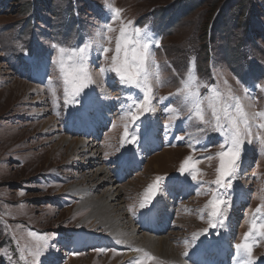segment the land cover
Instances as JSON below:
<instances>
[{"label":"rangeland","instance_id":"obj_1","mask_svg":"<svg viewBox=\"0 0 264 264\" xmlns=\"http://www.w3.org/2000/svg\"><path fill=\"white\" fill-rule=\"evenodd\" d=\"M52 1L46 7L48 0H4L9 7L0 9V264H33L30 253L34 241L30 232L44 236L49 245L36 264H135L143 252L133 251L136 247L124 240V244L115 242L109 236L112 231L105 227H92L94 220L89 217L98 216L94 203L87 197L74 199L73 187L78 184L83 195L88 192L96 199L119 187L123 212L129 223L138 227V221L144 218L140 208L143 194L157 177L167 178L160 182L164 196L173 193L174 201L163 199L168 200V207L175 205V212L170 216V228L162 232L172 247L173 260L150 252L158 258L150 264H183L185 260L191 264H241V255L234 245L242 242L256 208L264 204V153L255 142L245 144L239 171L226 194L231 207L224 226L211 229L205 205L213 195L209 188L215 185L205 183L200 187L190 177L185 180L179 168L190 155L194 161L212 156L198 165V180H215L219 165L215 154L220 151L223 137L215 131H201V125L188 120L187 112L173 118L174 113L170 115L165 107H179V99L171 94L176 93L194 61L201 96L215 86L225 95L230 90L247 111H264V39H260L264 35V0H183L167 11L173 0H77L78 17L89 40L96 39L98 28L110 15L108 3L123 9L121 18L125 23L130 20L133 27L146 28L159 39L160 46L153 51L162 82L153 85L155 112L144 117L148 131L154 127L158 132L159 146L145 142V124L139 121L135 144L124 139L125 126L131 132L133 125L123 107L130 103V97H139L140 91L123 87L114 73L101 74L99 66L107 65L98 59L95 49L89 58L95 84L85 91L95 89V120L103 129V137L97 143L80 131L75 133L79 126L73 120L75 108L71 97L65 103L55 67L49 62L47 73L53 81L49 85L45 71L35 74L28 63L23 64L21 58L28 51L54 58L57 53L52 45L76 48L85 42L68 38L74 33L67 37L68 2ZM89 3L107 8L109 15L104 22L85 10ZM151 12L155 13L146 26L133 23ZM119 26L117 20L113 24L116 31L109 33L113 38L109 47L115 46ZM26 71L29 77L35 75L32 80L23 79ZM51 89L56 93L55 103ZM77 99L83 105V94ZM204 107L206 118H210L207 101ZM104 114H108L109 124L100 122ZM67 137L72 142L85 141L83 148L97 145L100 163L94 164L89 157L93 151H86V155L68 152L66 146L72 142L62 144ZM144 144L155 148L146 150ZM138 150L143 159H139L140 166L133 167ZM122 161L131 167L119 166ZM99 168L108 169L113 178L110 183L95 181ZM239 198H244L241 206L236 205ZM161 216L168 214L165 211ZM138 228V238L149 235L148 227ZM223 238L229 239L230 249L221 256L218 244ZM254 243L255 264H264V238H257ZM126 253L131 254L129 260Z\"/></svg>","mask_w":264,"mask_h":264},{"label":"snow or ice","instance_id":"obj_2","mask_svg":"<svg viewBox=\"0 0 264 264\" xmlns=\"http://www.w3.org/2000/svg\"><path fill=\"white\" fill-rule=\"evenodd\" d=\"M107 8L110 15L98 28L95 40H89L76 48L52 45L57 53L54 58L46 59L37 54L29 59L33 71L37 73L41 70L45 71L49 85L53 83L51 75L47 73L49 62L51 66L55 67L59 82L63 85L65 103H68L69 97L72 99V106L75 108V112L72 114L73 120L88 124L98 116L96 100L93 99L95 89H92L91 92L85 91L95 84L89 67L91 50L95 49L98 59L107 65L99 66L101 74L114 73L123 87L135 88L140 91L139 97H130V103L123 107L124 114L130 117L133 125L131 132L125 126L124 139L135 144L139 138L135 133L140 127L137 121L145 124L143 138L147 140L150 137L144 117L155 112L153 85L162 82L160 65L153 51L154 47L160 46V41L149 34L146 28L133 27L130 20L125 23L121 18L123 9L116 8L111 3L107 4ZM117 20L120 21L119 35L116 37L113 48L108 46L113 39L109 33L116 31L113 24ZM109 53L112 55L109 56ZM197 80L193 61L186 76L181 79L180 87L177 88L176 93L171 94L179 99V107L170 108L166 106L165 111L170 115L174 113L173 118L175 119L187 112L188 120L201 125V131L206 129L215 131L223 137V141L219 145L220 151L215 154L219 159L215 180L211 182L198 180V175L201 172L198 165L202 159H213L212 156L194 161L190 155L185 158L179 168V173L185 180L190 177L191 181H196L200 187H203L205 183L215 185L214 188H209L213 195L205 208L209 209L207 214L211 218L209 221L210 228L216 229L218 226H224L227 211L231 207V201L226 194L232 188L233 181L239 171L245 144L255 142L259 145L260 151L264 153V111H247L239 103V100L232 96L230 90L225 95L215 86L209 87L208 93L201 96L199 91L201 85L197 83ZM237 82L239 83V81ZM51 90L55 103L56 93L54 89ZM81 94H83V105H81V100L77 99L81 97ZM205 101H207V108L210 110V118H206ZM164 179L167 178L157 177L156 182L149 185L143 194L140 208L143 210L142 215L146 218H150L159 209L165 191L160 186V182ZM262 209H264V204L256 208L253 219L249 222V230L244 234L242 242L234 245L237 253L241 255V264H255L253 252L257 245L254 241L257 238H264V211ZM201 219H203V215ZM207 231L208 229H205V233ZM29 235L34 241L30 255L33 257V264H36L43 250L49 245L44 236L35 232H30ZM117 242L119 243V241ZM185 243L188 242L185 241ZM132 250L143 252V257L137 259L135 264H150V262L158 260L157 257L143 249ZM99 251L107 250L99 249ZM184 255H187V252ZM21 258L26 259L23 255Z\"/></svg>","mask_w":264,"mask_h":264},{"label":"bare ground","instance_id":"obj_3","mask_svg":"<svg viewBox=\"0 0 264 264\" xmlns=\"http://www.w3.org/2000/svg\"><path fill=\"white\" fill-rule=\"evenodd\" d=\"M107 117H108V114H104L102 117L99 118V120L105 121L107 119ZM108 124H109V122H108ZM97 125H98V121L86 124L87 129L90 131L91 135L97 134V130H96ZM149 132H150V137H149V139L145 140V142L150 141L151 144H153V146H159L161 143V140L159 139V135H158V133H156L155 128H151L149 130ZM90 140L92 141V139H90ZM70 142H72V141L69 139V137H67V139H62V144H64V146H66ZM93 142H94V140H93ZM85 144L86 143L83 140H76V142H72V144L66 146L67 151L68 152L73 151L74 153L77 152V154H79V155H83V154L86 155V151L87 152L93 151V153L91 154L92 156L90 155L89 157L92 158V161L94 164H95V162H98V164H99L100 163V160L98 158L99 155H98V153L96 151V147H95L97 145L92 144L87 148H83V146H85ZM153 146H151V147H153ZM145 147H147V149H149V146L147 144L145 145ZM139 159H143V153L141 150H138L135 153L133 161H136V163H137L136 165H138L140 163L141 160L139 161ZM87 160H88V158H87ZM133 161H132V163H134ZM107 170L105 168H99L96 171L97 176L95 178V181L99 182L98 184L110 183V181L113 180L110 172H108ZM99 177H100V179H99ZM73 190L75 191L74 199L75 198H81V197H84L83 199H85L87 197L86 199H89V201H93L94 210H95V212H98V216H90L89 217V218L94 220L92 227L94 226L96 228V227L100 226L103 228L105 227L107 231H109V230L112 231L111 235H109V236L111 238L113 237L112 240L114 239V241L120 240L123 244H124V242H127L129 245H132L133 247L142 248V249L148 250L149 252H151L155 255H158L160 257H167V258L172 259L171 258V257H173V252L171 251L172 247L168 245V239L163 237V235L165 233H162V232L167 227L170 228L169 227L170 216L173 212H175V205L170 204V206L168 207L169 204H167L168 200L174 201L173 193H171L172 198H171V194L165 195L161 198L160 205L161 204L162 205L160 206L158 211L155 212L150 218H146L144 216V218H142V220L138 221V227H139V225L141 226V228H145V226H146V227H148L146 230H150L149 235H143L141 238H138L137 234L139 233L140 229L138 227H136V225H133L132 223L130 224L129 223L130 221L127 219L125 212H123V205L120 201V188L119 187H117V189H115V191L108 190V192H106V194L104 195V197H102V199L101 198L96 199L95 197L89 196L88 192H86V191H85L86 193L84 194L85 195L84 196L82 193V190L80 189L78 184L73 187ZM89 190H90V188H89ZM240 192H242V191H240ZM164 197L169 198V199L163 200ZM243 199L244 198H239L236 205L241 206L240 201ZM95 200H96V203H95ZM165 211L168 214V216H161V215H164ZM231 215L234 216L233 214H231ZM128 224H130V226ZM165 232H166V230H165ZM152 234H156L159 237H154ZM166 234H168V233H166ZM122 240H124V242ZM104 242H106V240H104ZM117 245H118V243H117ZM218 247L220 249V254L223 256V252H221V251H228L230 249L229 239L224 238L221 241V243L218 244ZM171 252H172V254H171ZM130 256H131L130 253H126L127 260L130 259ZM126 257H124V258H126ZM182 263L183 264H191V263L187 262L186 260L183 261Z\"/></svg>","mask_w":264,"mask_h":264},{"label":"trees","instance_id":"obj_4","mask_svg":"<svg viewBox=\"0 0 264 264\" xmlns=\"http://www.w3.org/2000/svg\"><path fill=\"white\" fill-rule=\"evenodd\" d=\"M43 0H38V2H41ZM49 2L46 3V7L48 6H51L49 3H50V0H48ZM54 1V0H53ZM52 1V2H53ZM68 2V12H69V16H70V19L68 18V21H67V27L69 30H67V37L69 35H71V33H74V36L72 37H68V38H72L74 41L77 40V39H81V40H84L85 42L88 41L89 39L87 38V36L83 33L86 29H85V26L83 25V23L80 21V17H78V12H79V9H78V5H77V0H66ZM174 3H172V6H168L165 10H169L171 9L173 6H175L179 1H183V0H173ZM171 1V2H173ZM51 2V4H52ZM168 5V4H167ZM9 7V4L8 3H4V0H0V9L1 11H5L6 8ZM43 8V7H42ZM84 10V9H83ZM85 10H87L89 12V14H91L92 17L98 19L100 22H101V18L103 16V13L105 12V8H100L99 5H96L94 3H89L87 4V6L85 7ZM154 11H157V10H154ZM165 11V12H166ZM218 10L215 11V15L217 14ZM51 13V12H50ZM152 14L151 15H146V16H143L142 18L140 19H137L136 21H134L133 23H135L136 25H146L148 22H149V19L150 17L155 13V12H151ZM94 15H97V16H94ZM50 23H47V25H49ZM215 24V21L214 22H211V25H210V32H212L211 30L213 29V26ZM51 26V25H50ZM70 30H74V32H71ZM248 32L247 28H246V31L245 33ZM262 34V33H261ZM250 35V33H249ZM249 35L247 37H249ZM65 36V35H64ZM66 37V36H65ZM260 39H264V35H262L260 37ZM84 42V43H85ZM83 44V43H82ZM82 44H80L79 46H81ZM210 44H208L209 46ZM26 52V51H25ZM35 55H37L36 51L34 50H31V53H26V55L22 56V62L23 64L24 63H28L29 62V58L30 57H34Z\"/></svg>","mask_w":264,"mask_h":264}]
</instances>
